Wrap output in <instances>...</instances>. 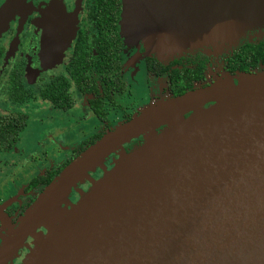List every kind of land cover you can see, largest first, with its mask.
<instances>
[{
	"label": "water",
	"instance_id": "95a60500",
	"mask_svg": "<svg viewBox=\"0 0 264 264\" xmlns=\"http://www.w3.org/2000/svg\"><path fill=\"white\" fill-rule=\"evenodd\" d=\"M123 5L124 34L158 56L235 46L264 27V0ZM235 80L225 75L152 103L88 147L9 227L0 264L27 238L21 264H264V73ZM140 136L110 170L102 166ZM98 167L103 175L92 180ZM85 180L89 189L71 203L69 193Z\"/></svg>",
	"mask_w": 264,
	"mask_h": 264
},
{
	"label": "flooded vegetation",
	"instance_id": "af4514ba",
	"mask_svg": "<svg viewBox=\"0 0 264 264\" xmlns=\"http://www.w3.org/2000/svg\"><path fill=\"white\" fill-rule=\"evenodd\" d=\"M123 4L124 0H0V157L23 153L33 159L39 152L47 158L37 145L31 151L33 142L44 139L43 126L64 122L83 129L89 126L88 135L62 148L59 161L24 182L16 180L14 192L7 196L11 204L0 200L8 218L6 225L0 223V244L51 179L83 151L145 107L177 97L183 70L201 75L184 93L207 87L225 75L236 83L235 46L264 45L263 31L251 33L249 39L223 52L199 49L161 60L148 53L143 41L124 34ZM257 73H264V61L249 72ZM143 141L141 136L132 139L123 151L130 153ZM20 143H29L28 148L19 150ZM118 157L110 154L104 160L105 169L110 170ZM1 163L0 181L24 162L22 157ZM102 175L98 167L90 178L98 180ZM90 185L85 180L78 184L79 191L86 192ZM71 194L70 202L76 203L79 195ZM31 242L27 238L7 264H21Z\"/></svg>",
	"mask_w": 264,
	"mask_h": 264
},
{
	"label": "rangeland",
	"instance_id": "374dc122",
	"mask_svg": "<svg viewBox=\"0 0 264 264\" xmlns=\"http://www.w3.org/2000/svg\"><path fill=\"white\" fill-rule=\"evenodd\" d=\"M263 31H264V27H257V28L251 29L250 31L245 32V34L239 38L237 44L244 39L246 40V38L248 36H250L251 33H253V34L260 33V35H261V33L263 34ZM247 39H249V38H247ZM232 47H233V45H231L230 43H222V44L219 43V45L216 47H203L202 49H207V50L210 49L216 53V52L226 51L228 49H231ZM187 52H189V51H187ZM148 53H150V52L148 51ZM151 54H153V53H151ZM153 55H155V53ZM155 56L161 60L169 59V57H174V56H158L157 54ZM158 102L159 101H156L155 103H158ZM148 108H149V106L145 107L144 110L148 109ZM141 111H140V113H141ZM134 116H136V115H134ZM85 126H86V128L83 129L81 127V125H78L76 127V126H74V123H72L70 125H66L65 122L61 123V124H57L55 126H53V125L52 126H43L42 134H44V139H43V137H41V139L38 140L37 142H35V143L33 142L34 147L31 149V151H34L36 148V145H37V148L40 151H42V152L44 151V152H46V154L49 155L47 158H44L43 156H41L39 154V152L33 156V159H31V158L27 159L25 157V154H23V153L21 155H14V156L6 155V156L0 157V161L13 159L14 162L18 161V158L23 157V162H24L21 167H19V166L14 167V170H13L14 173L13 174L11 173L8 175L10 177H5L0 181V200L2 202L1 204H4V205L5 204H11L10 201L8 200L7 196L10 195L9 193L14 192V188H16L14 183L16 182V180H20V181L24 182L25 180H27V179L31 178L33 175H35L37 172H40V170H44L45 168L50 166L49 165L50 163H53L55 161H59L60 158H62V156H63L62 148L66 149L70 145L78 142L82 137H84L85 134L88 135L87 133H89L88 132L89 126H88V124H85ZM28 145H29V143H26V144L20 143L17 145V147L19 150L20 149L24 150V149L28 148ZM121 151L123 152V148L121 150H119L118 152H116L115 154L119 155V153ZM29 159H31V160H29ZM0 166L2 168L4 167L2 163L0 164ZM102 166H104V162H103ZM4 172H7V171H4ZM90 173H94V172H90ZM90 173H89V177H91ZM6 174H8V173H6ZM4 176H5V174H4ZM79 184H81V183H79ZM78 191H79V188L77 185L76 188L72 189L71 192L69 193L68 200L71 201V199H72L73 195L71 193H76V194L80 195L78 193ZM44 231L46 233V230H44ZM27 254L28 253H26V255Z\"/></svg>",
	"mask_w": 264,
	"mask_h": 264
},
{
	"label": "trees",
	"instance_id": "16d2710c",
	"mask_svg": "<svg viewBox=\"0 0 264 264\" xmlns=\"http://www.w3.org/2000/svg\"><path fill=\"white\" fill-rule=\"evenodd\" d=\"M235 47L236 48L233 52L234 55L233 57L234 59L235 58L237 59L233 61V65L238 66L237 67L239 72L238 74L241 73L249 74V72H251L258 63L264 61V45L246 43L245 45L235 46ZM200 79H201L200 72L196 74L190 69L183 70L182 74L178 78V83L176 87L177 97L183 95L182 93H184L186 88H191L193 81ZM52 181L53 178L51 179L50 183Z\"/></svg>",
	"mask_w": 264,
	"mask_h": 264
}]
</instances>
